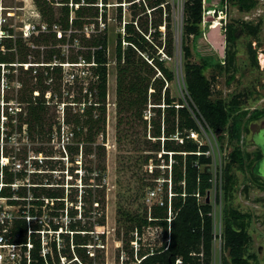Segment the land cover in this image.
Returning <instances> with one entry per match:
<instances>
[{
	"label": "trees",
	"instance_id": "16d2710c",
	"mask_svg": "<svg viewBox=\"0 0 264 264\" xmlns=\"http://www.w3.org/2000/svg\"><path fill=\"white\" fill-rule=\"evenodd\" d=\"M34 1L48 25V32L25 38L16 33L14 25L0 26V98L3 81L11 89L5 98L3 126L8 140L18 133L22 142L15 149L0 146V197L9 205L20 207L19 215L0 218V236L7 244L21 249L19 262L7 264H105L101 245H105L107 233L105 142L110 2L63 0L62 14L57 17L53 0ZM203 1L186 0L184 5L182 51L188 103L221 140L228 136L230 141L239 142L243 132L249 131L248 123L260 119L264 109H256L249 115L247 110L239 108L238 99L231 105L220 97L215 98L212 80L205 74L207 64L192 60L191 43L201 34ZM231 1L241 11H250L258 4V0ZM122 2L120 0L117 6L118 18L124 25V35L118 38L116 46L117 140L124 139V125L140 120L145 128L144 143L149 148L145 150L160 153L159 158L154 153L145 155L147 170L151 160L157 165L161 160L169 164V152H173L174 159L171 223L168 204L152 206L150 216L147 211L142 217H132L134 223L122 239L124 250L134 264H212L213 206L207 200L200 203L196 195L204 196L212 188L213 173L209 167L212 158L198 154L208 151L209 145H200L188 137L190 131L199 130L198 124L190 107L176 104L170 86H166L176 76L162 55L165 53L172 58L176 53L172 7L167 0H126L133 17L123 23ZM100 18L106 24L103 30ZM241 23L244 28L234 21L225 25V64L234 62L233 49L245 29L253 34L258 32L257 26L246 21ZM92 24L96 31L86 33L85 28ZM55 26L60 28L61 35ZM67 44L74 52L68 55L72 60L69 62L84 60L92 64L88 77L91 81L86 87L80 82L75 84L80 85L78 92L73 89L75 85L64 87L63 66L54 64L67 62L63 49ZM149 102L156 105L153 107L155 115L150 118V138L149 121L144 118ZM52 103L64 104L63 122L56 114H50ZM178 132L181 140L175 138ZM1 135L0 126V140ZM101 137L103 142L99 141ZM32 151L44 158H32ZM56 154L61 157H54L59 156ZM4 158H9L11 165L1 164ZM263 160L261 151L245 154L235 146L223 174L226 199L229 200L237 188L235 170H244L247 164L258 177ZM158 171L155 170V179L160 175ZM166 200L168 203V198ZM3 211L0 208V214ZM249 218L250 215L228 204L225 206L224 248L228 256H223L222 264H253L251 260L255 255L248 254L252 240ZM152 225L162 227L165 238L170 236V243L165 241L160 247H151L141 242L135 253L132 247L135 237L131 233L136 231L142 235L145 228Z\"/></svg>",
	"mask_w": 264,
	"mask_h": 264
},
{
	"label": "rangeland",
	"instance_id": "374dc122",
	"mask_svg": "<svg viewBox=\"0 0 264 264\" xmlns=\"http://www.w3.org/2000/svg\"><path fill=\"white\" fill-rule=\"evenodd\" d=\"M63 1V0H56ZM107 11V30L109 36L108 48V97H107V176L105 179L107 191V225H106V240L105 245H101L102 253L105 254V264H124L126 261L135 263L132 258L127 257V252L124 250L123 238L127 228L132 227V217H142L147 211L149 216L151 208L157 205L159 201L165 198L170 191V182L167 187L160 180L161 177L166 179V175L170 174V169L164 165L165 161L161 160V165L144 162L147 153H154L160 157L159 152H152L145 141L144 123L140 120H135L127 125H124V139L121 142L117 140V65H116V46L117 40L124 35V25L120 23L118 18L117 6L120 0H108ZM172 7L173 30L175 34L176 53L174 57L162 55L166 58L168 66L175 72V80L167 83L170 86L171 94L176 99V104L188 103V92L185 84V60L182 51L183 37V15L184 5L186 0H167ZM204 18L201 26V34L193 40L192 60L196 63L207 64L205 74L212 80L214 87V97H220L227 103H233L234 99L239 100V108L247 110L249 115L256 109H264V0H258V4L250 11H241L234 1L223 2L222 0H204ZM123 23L132 19L133 15L129 8V3L123 0ZM56 16L62 14L63 4L54 5ZM40 10L34 0H0V26L5 27L14 25L17 34L25 35L24 27L30 23L40 21ZM103 20H100L102 23ZM237 22L241 28L242 21L258 27L257 34L250 33L249 29H245L238 38L234 46V62L225 64L227 57V42L225 25L231 22ZM104 24H101L103 26ZM59 28V27H57ZM165 31V26H163ZM64 49V48H63ZM162 52V50H161ZM65 55L67 61L70 55L74 52L65 47ZM69 55V56H68ZM64 73L68 71H77L80 66H74L70 62L62 63ZM222 65V67H221ZM89 78L85 83L89 84ZM66 87V86H65ZM86 87V86H85ZM76 92L80 89V85L73 87ZM11 89L6 87V82L3 81L1 87V114L2 135L0 146L18 147L22 145L20 134L15 133L11 139H7L4 122V105L5 98L10 93ZM49 97V96H48ZM13 107H16L14 102H10ZM76 105V104H75ZM10 106V107H12ZM156 105L149 102L148 108L145 111V119H150L155 115L153 107ZM158 106V105H157ZM162 106H164L162 104ZM78 106H75V108ZM50 114L57 115L64 121V104H51ZM148 119V138H150L152 125ZM249 131L242 134L241 140L230 141L228 136L224 140L220 139L218 134L204 135L203 139L214 147L213 159L217 163L222 161L223 169L229 161L230 153L235 146H239L245 154L256 153L261 151L264 154V115L257 120H251L248 123ZM67 130V129H66ZM122 131V133H123ZM66 132V131H65ZM208 136V137H207ZM23 141H28L23 139ZM103 142L102 137L99 139ZM163 141V140H162ZM58 142V141H57ZM63 143V141H62ZM29 144V143H28ZM32 158L43 159L42 156L32 151ZM61 157V154H56ZM171 157V156H170ZM53 158V157H49ZM155 159V158H154ZM3 161V162H2ZM67 161V167L70 163ZM171 161V159H170ZM250 159L246 161L249 164ZM264 163V161H263ZM1 164H9V158L1 160ZM246 164L244 170L236 169L238 176V184L233 196L226 199V194L220 187V180L217 189L213 187L204 197L202 201H215L216 193L220 196L218 203V216L222 213L224 224V209L228 204L242 213L250 215L249 233L251 242L248 247V254L255 255L251 261L253 264H264V169L258 170V177H255L252 170ZM256 164V163H255ZM14 165V164H13ZM18 167V166H17ZM159 169V179H155V170ZM60 175V174H59ZM67 175V174H66ZM170 177V175H169ZM69 179V176L66 177ZM81 182H79L80 185ZM81 186V185H80ZM163 187L160 190V195L149 200L151 190L156 187ZM224 186V184H223ZM222 192V193H221ZM219 199V198H218ZM0 208L4 211H10L14 215L20 214V207L9 205L5 198L0 197ZM225 227V224H224ZM134 238L132 247L135 253L141 247V242L144 246L160 247L166 241L165 232L159 225H152L145 228L142 235H138L136 231L131 233ZM130 238V235L128 236ZM140 240V242H138ZM5 260L19 262L21 249L20 248H4ZM223 256H228V251L223 248L220 251H214V259L212 264H222ZM65 261V259H63Z\"/></svg>",
	"mask_w": 264,
	"mask_h": 264
},
{
	"label": "built area",
	"instance_id": "2783aa9c",
	"mask_svg": "<svg viewBox=\"0 0 264 264\" xmlns=\"http://www.w3.org/2000/svg\"><path fill=\"white\" fill-rule=\"evenodd\" d=\"M53 1H54V5L59 4V2H61V1H56V0H53ZM70 5L73 6L74 4L73 3H70ZM40 15L37 14V17H40ZM73 16H74V13H73V15H72L71 18H73ZM40 18H42V16ZM100 20H102V18H100ZM100 20H99V22H100ZM101 24H104V25L101 26ZM57 27L58 26H55V30H57V32L59 33V35H61L62 32L60 31V28H57ZM105 27H106L105 22L104 21H102V23L100 22V28H101V30H103ZM24 31H25V35H23V36L25 38H29L32 35H38L41 32L46 33V32L49 31V28H48L47 23H45L42 19H40V21H38L37 23H30V24L25 25ZM95 31H96L95 24H92V25L87 26L85 28V32L86 33H94ZM65 47H67L68 50H70L69 49L70 48V44L65 45L63 47L64 50H65ZM67 62H69V61H67ZM84 62H85L84 60H81V62H78V63L70 62L74 66H80V67L83 66V68H81V69L78 68L77 71H68L66 73H64V71H63V83H64V87L66 86L65 88H67L68 85H75V84H77L79 82L80 83H83L85 86H87L85 82L88 80L89 75H91V71H90L89 68H90V66L92 64H90V63H84ZM54 64H60L61 65L62 63L59 62V63H54ZM50 94L51 93L48 92V96H50ZM177 106H179V105H177ZM187 106L190 107L189 103H187ZM190 109H191V112H192L193 117L195 118V120H196V122L198 124L199 130H192V131H190L188 137L194 139L200 145H203V144L209 145L206 142V140L203 139L204 138L203 136L204 135H208V134L213 135V134H216V133L205 122V120L203 118L199 117L192 110L191 107H190ZM64 114H65V112H64ZM175 138L177 140H181L180 133L179 132L175 135ZM212 146L210 147V145H209L208 151H206V152H198V154L204 153L208 157H211L212 158V163L209 166L211 168V170H212V173H213V178L211 179L212 180V188L215 187L217 189V187L219 185V180H220V187L223 190V184H224L223 183L224 182L223 181V174H224L223 163H222V161L220 163H217L215 161V159H213L212 155L213 156H215V155H214V149H213L214 147H212ZM169 154L171 156L170 157L171 161L169 162V164H167L165 162L164 165L167 166L166 167L167 169H170V174H168V176L167 175L165 176L166 179H163L164 177L162 176L163 178L161 177L160 180L161 181L164 180L162 182L164 183V185L166 183H168V186H169V182H170V184H171L170 185V191H168V195L165 198L161 199L157 205L166 206L168 204V211H169L168 221H169V223H171V221H172V219L174 217L173 206H172V198L174 196V192H173V182H172V168H173L172 164L174 162V159L172 158L173 152H169ZM203 167L204 166H202V168ZM169 175H170V177H169ZM158 179H159V177L156 180H158ZM183 184L185 185V182H183ZM212 188H210V190ZM160 190H163V187L159 186V187H156L155 189L151 190V192H150V196L151 197L149 198V200H151V199H153L155 197H158L160 195V193H159ZM196 195H197V197L199 199V202L200 203H204L205 201L203 202L202 199L204 197H207L208 194H206L204 196H201L200 193H197ZM166 198H168V203H167ZM219 202H220V196H219L218 193H216L215 201L213 203H211V202H209V203L213 206V211L211 212V215L213 216V219H214V240H213L214 241V251H216V252L217 251H220V254H221V252H222V250L224 248L225 238H224L223 215L221 213L220 216H218V207H217V205H218ZM12 214L13 213L10 212V211H3V213L0 214V218L3 219L4 216H6V215H12ZM165 239H166V241L169 244L170 243V240H171L170 239V236L168 238H165ZM11 247H15V246H11V245L7 244L6 241L4 240L3 236H0V264H7V263L11 262V261L5 260L4 253H3V249L4 248H11ZM213 259H214V252H213ZM178 262L180 263L181 261L178 260Z\"/></svg>",
	"mask_w": 264,
	"mask_h": 264
},
{
	"label": "flooded vegetation",
	"instance_id": "af4514ba",
	"mask_svg": "<svg viewBox=\"0 0 264 264\" xmlns=\"http://www.w3.org/2000/svg\"><path fill=\"white\" fill-rule=\"evenodd\" d=\"M264 161V160H263ZM262 169H264V163L262 162V165H261Z\"/></svg>",
	"mask_w": 264,
	"mask_h": 264
},
{
	"label": "water",
	"instance_id": "95a60500",
	"mask_svg": "<svg viewBox=\"0 0 264 264\" xmlns=\"http://www.w3.org/2000/svg\"><path fill=\"white\" fill-rule=\"evenodd\" d=\"M209 202V200H207Z\"/></svg>",
	"mask_w": 264,
	"mask_h": 264
}]
</instances>
